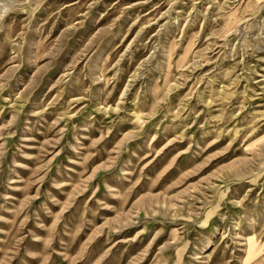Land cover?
<instances>
[{
    "label": "rangeland",
    "instance_id": "obj_1",
    "mask_svg": "<svg viewBox=\"0 0 264 264\" xmlns=\"http://www.w3.org/2000/svg\"><path fill=\"white\" fill-rule=\"evenodd\" d=\"M0 264H264V0H0Z\"/></svg>",
    "mask_w": 264,
    "mask_h": 264
}]
</instances>
